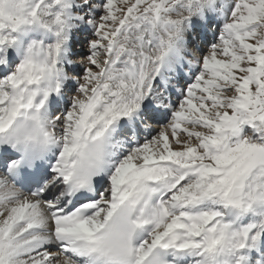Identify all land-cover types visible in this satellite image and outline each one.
I'll return each mask as SVG.
<instances>
[{
	"label": "snow or ice",
	"instance_id": "obj_1",
	"mask_svg": "<svg viewBox=\"0 0 264 264\" xmlns=\"http://www.w3.org/2000/svg\"><path fill=\"white\" fill-rule=\"evenodd\" d=\"M0 264H264V0H0Z\"/></svg>",
	"mask_w": 264,
	"mask_h": 264
},
{
	"label": "bare ground",
	"instance_id": "obj_2",
	"mask_svg": "<svg viewBox=\"0 0 264 264\" xmlns=\"http://www.w3.org/2000/svg\"><path fill=\"white\" fill-rule=\"evenodd\" d=\"M79 50H80V47H78L77 51H79Z\"/></svg>",
	"mask_w": 264,
	"mask_h": 264
}]
</instances>
